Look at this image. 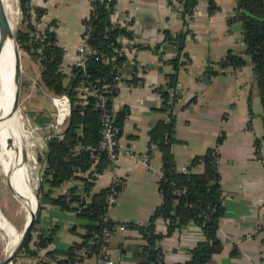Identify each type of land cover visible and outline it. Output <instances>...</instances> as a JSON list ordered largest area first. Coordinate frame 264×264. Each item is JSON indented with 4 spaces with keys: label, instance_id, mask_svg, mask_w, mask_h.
Listing matches in <instances>:
<instances>
[{
    "label": "crops",
    "instance_id": "obj_1",
    "mask_svg": "<svg viewBox=\"0 0 264 264\" xmlns=\"http://www.w3.org/2000/svg\"><path fill=\"white\" fill-rule=\"evenodd\" d=\"M214 2L216 8L210 9L208 0H199L187 24L181 17L178 0H116L113 6V19L127 31L133 45L125 54L120 68L121 83L113 98L115 118L123 112L118 117L119 154L115 169L98 159L79 177L90 182L88 199L106 189L114 173L122 180L110 211L113 226L110 245L116 264H156L147 261L148 242L139 227L147 226L162 201L157 175L162 167L161 153L157 150L151 157L154 170L140 159L149 151L150 131L159 121H173L170 148L177 171L200 173L202 164L192 165V160L210 148L218 151L224 212L218 221L217 238L222 246L211 263L264 264L263 108L252 64L243 53L240 23L230 18L236 0ZM31 3L43 9L40 27L54 31L62 48L61 69L67 83L77 59L83 20L90 13L89 0H31ZM165 31L172 35L184 33L180 50L164 40ZM229 52L241 57L244 64L225 65ZM175 57L180 63L176 70L170 62ZM34 64L37 86L33 88L38 87L46 96L52 94L39 83V61ZM159 89L167 95L166 104ZM43 114L50 122V113ZM40 140L44 147L39 154L43 155L46 140ZM35 163L37 182L33 187H37L40 197L43 163L38 156ZM73 186L81 192L82 181L68 179L53 188L52 196L65 194ZM77 212L44 204L40 228L57 227L54 240L44 253L64 252L70 245L83 241L88 221L77 217ZM155 229L162 234L156 243L162 251L160 264H185L189 250L204 238L192 222L180 224L167 233V221L159 218ZM67 234H77L78 239L65 240ZM35 257L25 256L18 264H37ZM47 257L56 263L63 255Z\"/></svg>",
    "mask_w": 264,
    "mask_h": 264
},
{
    "label": "trees",
    "instance_id": "obj_2",
    "mask_svg": "<svg viewBox=\"0 0 264 264\" xmlns=\"http://www.w3.org/2000/svg\"><path fill=\"white\" fill-rule=\"evenodd\" d=\"M20 9L24 15L22 25L17 30L16 40L19 48L30 55L34 60L39 61L41 72L39 83L53 94L66 93L71 99L73 109L68 119L67 126L61 134L55 135L46 140V149L43 155H38L39 161L43 163V172L40 186L39 213L36 217L32 232L26 246L22 251V256H36V251L32 245L46 249L54 240L56 226L49 229L40 228V212L45 203L60 206L64 210H78L77 217L87 220L85 224L86 233L83 241L70 245L66 251L47 250L45 255L56 258L57 254H62L64 258L57 259V264H68L74 259L71 249L79 247L89 238V232L95 230L94 222L103 208L105 190L89 196V200H84V196L89 195L90 182L83 177H76L82 181L79 192L76 186L69 188L68 194H58L52 196L53 188L60 186L67 181L71 175L72 167H76L82 173L86 172L94 164L88 152H83L78 156H72L70 148L75 145L97 144L101 139L100 123L98 112L93 108L92 100H87L86 104H80V99L75 98L80 76L84 71L80 67L72 66V75L67 83H64L65 74L59 68L62 61V48L54 44L56 35L48 28L44 29L45 46H40L32 39L31 33L34 27L26 20L27 10L30 0H18ZM199 0H179L181 4V17L187 20L193 16L194 9ZM209 8L215 9L214 0H208ZM114 0L107 2L94 1V10L91 17L92 33L89 40L98 52L113 53L108 44L119 35L128 34L127 31L112 24L110 14L113 11ZM38 12L43 13L42 8L36 7ZM240 23L242 39L244 44L243 53L248 56L253 68L254 84L257 88L261 106L263 108V128H264V0H236L233 16ZM184 33L172 35L168 31L164 32V40L172 43L181 49ZM178 42L179 44H177ZM42 56L45 58L42 59ZM125 60L122 55L116 54V59L104 63L97 54H90L85 62L86 78L90 82L110 78L116 67L121 66ZM178 57L171 59L175 70L180 63ZM224 64H234L241 66L244 60L239 56L227 54ZM174 83V76L171 75V83ZM163 102L166 104L167 95L159 89ZM116 115L115 125L119 127L122 115ZM32 121L40 126H45L50 118L43 112H29ZM120 131V128H119ZM173 121H159L150 131V141L155 142L161 153L162 171L164 176L159 179L158 186L162 196L161 204L155 209L147 226H140L139 230L145 234L148 246L145 248L147 261L160 264L162 251L156 246L162 234L155 229V222L159 217L167 221V233L179 227L180 224L192 222L197 225L204 238L189 250V258L185 264H208L212 256L221 249V241L217 238L219 228L218 221L224 212L221 200V186L218 173V152L216 148H210L204 155L196 156L192 160V165L201 163L203 171L179 172L175 169L173 154L171 153V143L173 140ZM120 133V132H119ZM108 161L104 154L99 156V162ZM201 161V162H200ZM99 164V163H98ZM84 171V172H83ZM176 189H184L181 195H176ZM69 196V197H68ZM68 197V199H67ZM177 200L174 202V200ZM76 207H75V206ZM33 234V235H32ZM15 264V262H14Z\"/></svg>",
    "mask_w": 264,
    "mask_h": 264
},
{
    "label": "built area",
    "instance_id": "obj_3",
    "mask_svg": "<svg viewBox=\"0 0 264 264\" xmlns=\"http://www.w3.org/2000/svg\"><path fill=\"white\" fill-rule=\"evenodd\" d=\"M94 1L97 0H89V3L91 5L90 13L83 20L81 38L77 46V59L74 63V66L82 68L84 74L80 76V80L75 87V98L80 99V104H86L87 100H92L93 108L98 112L101 139L97 144L85 145L79 143L70 148V153L72 156H78L83 152H88L93 162L97 161L99 159V156L104 154L109 163L113 166V169H115V162L117 161L119 154L118 139L120 131L119 127L114 123L115 109L113 106V98L116 95L121 83V66L116 67L110 78H103L102 80H95V82H90L86 78L85 62L90 54H97V56L104 63H109L116 59V54L125 57V54L129 49L133 48V45L131 39L126 34H119L114 39V41L108 44V47L113 52L111 54L103 53L101 51L98 52L93 46L90 45L89 40L92 33V25L90 21L92 12L94 10ZM110 1L111 0H107V2ZM21 14L23 13L21 12ZM113 15L114 12L112 11V13L110 14V21L112 24H117L116 20L113 19ZM41 17L42 13L38 12L36 6H34L30 0V6L27 10L26 20L29 21L30 24L34 27V31L31 33L32 39L38 42L42 47L47 43L44 41V29L40 27ZM54 44L58 47H61L57 41V38ZM43 58H45V56H42V59ZM59 70L62 72L61 64ZM49 97L51 99L52 105L54 106L53 111L50 113L51 121L45 126L37 125L36 123L32 122V119L28 121L30 122L32 130L35 134L39 133V131L42 132L43 130H45L43 131L42 136H40V138L44 140H48L51 137L62 133L73 109V105L68 94L52 93L49 95ZM157 150V144L155 142H150L149 151L140 159L141 162L150 170H154L153 164L151 162V157ZM81 174L82 172L79 171L76 167H72V172L69 179L75 180L76 177ZM157 175L159 179L164 176L162 168L157 171ZM121 185V178L117 173H114L110 183L105 190L102 211L98 215L97 220L94 222L96 229H93L89 232V238L87 241L83 242V244H81L79 247L74 246L71 249L74 255V259L70 260L68 264H116L112 257V249L110 245L113 231V226L110 221V211L116 203L117 195L119 193ZM183 192H185L184 189L175 190L176 195H181ZM66 193L68 194V192ZM84 200L88 201L89 199L87 196H84ZM176 201L177 200L175 199L174 202ZM32 248L34 251H36L37 254L35 257L37 259V264H57L53 262L51 263V260L48 259L47 255H45L43 248H38L34 245H32ZM208 264H212L211 260L208 262Z\"/></svg>",
    "mask_w": 264,
    "mask_h": 264
},
{
    "label": "rangeland",
    "instance_id": "obj_4",
    "mask_svg": "<svg viewBox=\"0 0 264 264\" xmlns=\"http://www.w3.org/2000/svg\"><path fill=\"white\" fill-rule=\"evenodd\" d=\"M8 16L12 26L13 33L16 37L17 30L22 25V20L24 19V15L21 14V9L19 6L18 0H10V5L8 9ZM17 41V40H16ZM18 44V43H17ZM19 47V45H18ZM20 52V61H21V78L19 84V97H18V112L20 113V136L21 143L20 147L22 149L23 139L26 147V159L22 158V150H21V159L24 167L29 171V176L27 173L28 184L31 180L32 185L35 186L37 182L36 178V163L37 156L42 151L44 144L42 140H40V136L43 134L39 131V133L35 134L32 130V126L30 125L31 117L29 116V112H43L45 114L51 113L54 109V106L51 103V99L49 95L41 93L38 87L33 88L36 85V76L37 70L35 68L34 60L30 55H28L25 51L19 48ZM39 65V64H38ZM35 68V69H34ZM50 115V114H49ZM19 143V140H18ZM19 158V157H18ZM24 169V168H23ZM30 177V180H29ZM8 183H10L9 179L6 177L3 169L2 162L0 158V209L4 216L14 225L18 234L22 233V229H24V224L27 219V211L23 207L20 199L15 193H12L10 190ZM12 185V184H11ZM35 190L37 187H34ZM38 215V212H37ZM36 215V217H37ZM33 233V232H32ZM33 235V234H32ZM6 231L0 228V262L9 254L6 251V246L8 243V236ZM78 239L77 234H67L65 240ZM6 244V245H5ZM2 250V251H1ZM22 253V252H21ZM19 254L15 259H13L11 264H18L22 262V254Z\"/></svg>",
    "mask_w": 264,
    "mask_h": 264
},
{
    "label": "bare ground",
    "instance_id": "obj_5",
    "mask_svg": "<svg viewBox=\"0 0 264 264\" xmlns=\"http://www.w3.org/2000/svg\"><path fill=\"white\" fill-rule=\"evenodd\" d=\"M3 2L5 3L8 11L10 0H3ZM12 76L13 49L10 41L7 40L4 47L0 44V158L2 162V169L12 184L8 183L10 190L12 193L16 192V195L27 211V219L24 224L25 227L28 218L36 212L37 196L35 192L31 193L29 191V184L26 177L27 171L25 167L22 166L21 150L22 158L25 160L26 147L24 139L22 141V149L20 147V113L18 111L13 113L12 111L14 97ZM0 228L6 231L9 240L5 248V252H8L9 250L11 251L17 244L21 234H18L14 225L4 216L1 209Z\"/></svg>",
    "mask_w": 264,
    "mask_h": 264
},
{
    "label": "water",
    "instance_id": "obj_6",
    "mask_svg": "<svg viewBox=\"0 0 264 264\" xmlns=\"http://www.w3.org/2000/svg\"><path fill=\"white\" fill-rule=\"evenodd\" d=\"M0 24H1V34H0V44L5 46L7 40L10 41L13 49V76L12 82L14 85V97L12 103V111H18V97H19V84L21 78V61L19 47L16 41V37L13 33L12 26L9 20L8 12L3 0H0ZM29 191L35 192L37 196V207L36 212L28 218V221L21 233V236L15 245V247L6 255V257L0 262V264H11L13 259H15L24 249L27 241L32 233V229L36 220L37 212H39V193L36 191L29 182Z\"/></svg>",
    "mask_w": 264,
    "mask_h": 264
}]
</instances>
